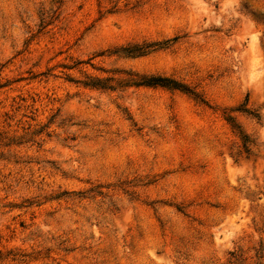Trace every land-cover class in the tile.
Masks as SVG:
<instances>
[{"label": "rangeland", "instance_id": "1", "mask_svg": "<svg viewBox=\"0 0 264 264\" xmlns=\"http://www.w3.org/2000/svg\"><path fill=\"white\" fill-rule=\"evenodd\" d=\"M0 264H264V0H0Z\"/></svg>", "mask_w": 264, "mask_h": 264}, {"label": "trees", "instance_id": "2", "mask_svg": "<svg viewBox=\"0 0 264 264\" xmlns=\"http://www.w3.org/2000/svg\"><path fill=\"white\" fill-rule=\"evenodd\" d=\"M132 84L134 85H160V86H165V87H169V88H174V89H181L184 91H188L190 93H192L194 96H196V94H194L191 90H188V88L184 87L181 84H178L176 82H173L171 80H167L166 78H161V77H140L138 78V80H133L131 81ZM84 85H89L90 87H94V88H108V89H112V85L109 83V78H93L91 79L89 82H84ZM226 118L230 121L233 122V119L231 116L227 115ZM232 127H234L235 129H237V132L241 135L240 130L238 129V126L234 125V123L232 124ZM242 149L244 152L248 151V143L247 140L242 138V145H241Z\"/></svg>", "mask_w": 264, "mask_h": 264}]
</instances>
